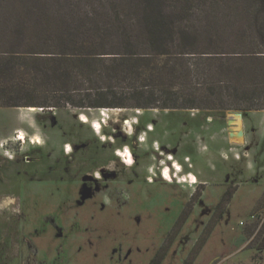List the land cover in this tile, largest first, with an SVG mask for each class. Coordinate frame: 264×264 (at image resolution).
Returning <instances> with one entry per match:
<instances>
[{"label":"rangeland","instance_id":"374dc122","mask_svg":"<svg viewBox=\"0 0 264 264\" xmlns=\"http://www.w3.org/2000/svg\"><path fill=\"white\" fill-rule=\"evenodd\" d=\"M36 109H0V264H264V111Z\"/></svg>","mask_w":264,"mask_h":264},{"label":"trees","instance_id":"16d2710c","mask_svg":"<svg viewBox=\"0 0 264 264\" xmlns=\"http://www.w3.org/2000/svg\"><path fill=\"white\" fill-rule=\"evenodd\" d=\"M68 105L264 111V0H0V109Z\"/></svg>","mask_w":264,"mask_h":264},{"label":"bare ground","instance_id":"6f19581e","mask_svg":"<svg viewBox=\"0 0 264 264\" xmlns=\"http://www.w3.org/2000/svg\"><path fill=\"white\" fill-rule=\"evenodd\" d=\"M29 110L33 112V111H36L37 109L33 107V108H29ZM110 110H112V109H110ZM137 112H138V114L142 113L139 110ZM80 120L83 121L84 123H87L88 122V118H87L86 115H81ZM125 124H126V126H128L127 127L128 133L130 135H133L134 134V128H133L131 122L130 121H126ZM229 125H234L236 127V129H237L236 133H232V138L236 137L237 141H239L240 139H242L243 137H242V119H241V117L240 116L235 117L234 120H232V121L229 122ZM104 126H107V124L99 123L98 122V123L95 124L94 128H95L96 131H98L100 133L101 128H103ZM23 135L24 134L22 133V138L25 139V136H23ZM20 138H21V136H20ZM101 140L104 141V142L113 141L112 138L111 139L108 138L105 134H102L101 135ZM125 150H126L125 152H119V154L120 155L123 154L124 157H126V163L127 164H130L133 161L131 151H130L129 147H127ZM175 165H177V164H175ZM164 177H165V179L167 178L169 181H173V177L174 176L170 172L167 171L165 173V176ZM183 181H185V180H183Z\"/></svg>","mask_w":264,"mask_h":264},{"label":"flooded vegetation","instance_id":"af4514ba","mask_svg":"<svg viewBox=\"0 0 264 264\" xmlns=\"http://www.w3.org/2000/svg\"><path fill=\"white\" fill-rule=\"evenodd\" d=\"M19 135H21V133H17V136H16V139L18 138V136ZM24 143H25V141H24ZM69 145V144H68ZM125 149L127 148V147H124ZM119 149V150H125V149ZM65 149H66V147L64 146V148H63V151H65ZM68 151H69V148H68ZM67 152V149H66V151H65V153ZM117 152V151H116ZM116 152H115V157L117 158H115V160L116 161H118L119 162V160H121V159H119L118 157H117V155H116ZM69 152H67L66 154H68ZM69 155V154H68ZM119 159V160H118ZM122 161V160H121ZM125 164V163H124ZM91 177H92V179H91V181L92 182H98V181H103V180H105L104 178H106V174H105V172H103V170L102 169H100V170H97V171H94L93 172V174L91 175ZM86 178V177H85ZM84 178V179H85ZM154 261V260H153ZM153 261H152V263H153ZM151 263V264H152Z\"/></svg>","mask_w":264,"mask_h":264},{"label":"built area","instance_id":"2783aa9c","mask_svg":"<svg viewBox=\"0 0 264 264\" xmlns=\"http://www.w3.org/2000/svg\"><path fill=\"white\" fill-rule=\"evenodd\" d=\"M20 136H21V135L18 136V138H17L18 140H19V139L21 140ZM20 140H19V141H20ZM21 141H22V140H21Z\"/></svg>","mask_w":264,"mask_h":264},{"label":"crops","instance_id":"0c3cea01","mask_svg":"<svg viewBox=\"0 0 264 264\" xmlns=\"http://www.w3.org/2000/svg\"><path fill=\"white\" fill-rule=\"evenodd\" d=\"M150 131V130H149ZM253 169H254V167H253ZM253 177V176H252ZM264 250V249H263Z\"/></svg>","mask_w":264,"mask_h":264}]
</instances>
